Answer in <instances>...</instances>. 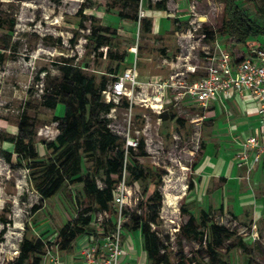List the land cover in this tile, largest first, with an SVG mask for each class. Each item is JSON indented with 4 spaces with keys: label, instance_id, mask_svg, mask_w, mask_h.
Wrapping results in <instances>:
<instances>
[{
    "label": "rangeland",
    "instance_id": "1",
    "mask_svg": "<svg viewBox=\"0 0 264 264\" xmlns=\"http://www.w3.org/2000/svg\"><path fill=\"white\" fill-rule=\"evenodd\" d=\"M156 1L0 0V264H10L17 258L26 232L28 237H41L46 242L43 264L49 261L47 248L59 251L62 257L64 248L57 245L59 229L74 222L79 214L99 211L84 181L66 182L56 195L46 199L37 190L36 181H41L44 164L58 157L46 143L55 140L60 132L59 121L54 116L64 115L68 95L63 93L61 102L53 108L45 102L44 93L60 85L64 76L62 67L65 64L80 66L100 88L103 79L108 85L111 83L117 63H121V71L129 67L126 63L129 55L137 50L140 80L168 78L174 70L164 65L162 59L165 56L175 59L180 54L174 19L181 15L188 18L184 28L192 22H202L205 30H215L217 40H223L225 0H166V11L152 8ZM82 6L86 15L84 25H80ZM240 7L249 18L264 23V0L240 3ZM148 19L153 25L146 28ZM12 21L13 29L10 28ZM155 22L161 25L157 30H154ZM94 29L106 38L99 49L94 43ZM212 41L211 38L201 41L194 53L202 58V44L212 45ZM231 43L228 41L229 45ZM259 45H262L261 40L256 37L247 42L248 49ZM240 48V44L232 43L231 49L237 58L242 52ZM192 61L197 62L195 58ZM198 70L196 78L203 75L200 67ZM103 100L107 102L104 95ZM127 101L126 97L122 98L100 118L119 136V142H124V147L129 135L145 141L144 150L140 147L130 150L129 162L150 173L144 180H135L131 171L125 170L118 184L125 187L123 208L140 209L146 216L149 214L146 205L156 200L151 198L154 191L162 194L159 218L152 225L165 244L160 256L165 254L172 264H178L180 254L196 258L192 264H264V167L257 165L239 172L240 177L227 186L223 195L225 207L213 206L209 224L199 227L204 236L185 235L182 227L190 213L197 215L198 224L201 219L199 207L193 206L187 188L195 176L194 164L205 142V122L198 119L202 107L195 101L176 104L172 95L166 98L161 112L140 104L130 109ZM22 116L29 118L26 126L34 132L33 143L39 155L22 164H13L2 152L10 150L14 159L18 156V149L10 139L18 135ZM115 151V148L103 151L97 147L92 153L82 152L81 176L93 172L97 185L105 186L106 161ZM161 173L162 180L158 182ZM34 204H39L41 209L33 214ZM116 208L113 203L111 212L115 217ZM212 223L229 231L225 233L223 245L216 247L219 252L216 262L211 260L207 249V242L213 236L209 228ZM129 226L126 220L122 243L127 254L120 257L119 264L133 261L134 264H158L146 258L144 238L139 237L137 246L135 233L130 232ZM134 245L137 250L132 251L131 261L129 251L136 248Z\"/></svg>",
    "mask_w": 264,
    "mask_h": 264
},
{
    "label": "trees",
    "instance_id": "2",
    "mask_svg": "<svg viewBox=\"0 0 264 264\" xmlns=\"http://www.w3.org/2000/svg\"><path fill=\"white\" fill-rule=\"evenodd\" d=\"M256 0H225V10L223 16L222 29L227 37H235L236 42L246 45L251 37H256L261 40L262 47H264V23H258L249 18L240 3L252 2ZM157 10H167L166 0H158L151 6ZM84 7L79 10L81 16L80 25H84ZM177 23V29H181L188 25V18L182 16L174 19ZM1 23V21H0ZM150 20H146V28H149ZM14 21L11 22L10 28L13 29ZM107 29V28H106ZM207 38H215L216 31L206 30ZM92 35H95V47H99L104 43L105 36L100 34L97 29H94ZM227 44V43H226ZM8 46V45H7ZM112 55V54H111ZM114 55V54H113ZM237 61L234 60V63ZM121 67V63H117L115 70L112 74H117V70ZM63 80L58 87L52 92L47 89L44 93L45 102L50 107L56 108L61 102L62 94L68 95L65 100L64 115L54 116V119L59 121L60 132L55 140L46 143V147L58 153L55 161L49 164H44V172L41 176V181L37 182L36 186L38 192L43 198H50L56 195L62 188L65 187L66 182L78 180L85 182L86 191L92 195L100 205L99 210L108 209L111 211L109 202L113 200V190L120 182L124 175V158L125 148L124 142H119V136L114 134L108 126L101 120L102 113H108L114 106L113 102H105L103 100L102 91L107 87L106 79H103L100 88L97 87L93 78L87 77L80 66L72 64H65L62 67ZM128 106V102H126ZM27 116H22L21 126L19 133L16 137L10 139L14 142L15 149H18V156L14 159L13 153L10 150H4L2 153L5 158L13 164H22L24 160L35 159L38 157V150L33 143V130L29 129L27 124ZM179 119V118H177ZM97 147L103 151L115 148V155L106 161V178L105 186L99 187L96 182V175L93 172H88L84 177L81 176V153H92ZM145 141L140 140V148L144 150ZM128 153V166L126 170H130L135 180L145 179L150 172L142 166L139 168L129 162ZM112 174H116L117 178H113ZM162 180V173L158 177V182ZM193 181L190 180L187 188V194L190 192ZM151 198L156 200L151 205H146L149 209V214H139L132 211L128 218L130 222V229L138 230L144 236V244L149 260L155 261L158 264H172L169 257L163 254L160 256L161 250L165 247L160 240L157 232L152 229V223L156 222L159 218V208L162 203V194L154 191ZM141 206L144 207L143 202ZM185 212L186 208L182 207ZM41 209L39 204H34L31 208L32 213H36ZM112 213V212H111ZM126 213V212H125ZM117 216L112 214V219L115 221ZM210 212H202L200 223L198 224V217L190 214L187 223L182 227V232L185 235L193 233L195 236H204V232L198 230L200 226L209 224ZM93 221V213L87 212L79 214L74 222H69L60 228L58 241L61 247L71 244L76 237L84 233L86 230L85 225ZM11 221H7L9 223ZM210 230L213 234L212 239L207 243V249L210 258L213 262L219 260V252L216 247H220L224 243L225 233L229 231L227 228L212 223ZM6 229V228H5ZM29 225L26 230L28 231ZM46 242L43 238H30L27 232L24 234L20 243V252L10 264H42V252L46 249ZM196 258H188L180 254L178 264H192Z\"/></svg>",
    "mask_w": 264,
    "mask_h": 264
},
{
    "label": "built area",
    "instance_id": "3",
    "mask_svg": "<svg viewBox=\"0 0 264 264\" xmlns=\"http://www.w3.org/2000/svg\"><path fill=\"white\" fill-rule=\"evenodd\" d=\"M176 35L181 46L180 54L175 59H162L164 65H169L174 70L168 78L158 81L149 78L140 80L136 59L123 72L113 74L111 83L103 89L102 95L107 102L114 104L126 97L130 109L134 104H140L161 112L170 95L176 104L190 99L205 105L210 100L231 97L234 92L249 94L258 101L260 123L255 132L242 142V150L236 156L240 166L253 168L259 165L264 161V47L251 46L248 53L234 58L231 47L224 46L216 39L212 45L202 44L200 49L203 57L199 58L194 50L201 41L208 40L202 22H192L186 28L177 29ZM134 52L137 55V50ZM192 58L197 62L192 61ZM234 60L237 62L234 63ZM199 67L203 75L194 78ZM139 147L138 138L131 135L126 138L124 170L128 166V153ZM119 184L113 192V203L118 206L116 220L112 219V213L108 209L93 213V223L98 227L99 239L96 242L87 240L85 232L82 234L84 237L79 240L82 264H119L124 251L123 225L132 212L127 207L123 208L126 203L125 187ZM135 211L142 214L140 209ZM47 256L49 264H64L57 251L47 248Z\"/></svg>",
    "mask_w": 264,
    "mask_h": 264
},
{
    "label": "crops",
    "instance_id": "4",
    "mask_svg": "<svg viewBox=\"0 0 264 264\" xmlns=\"http://www.w3.org/2000/svg\"><path fill=\"white\" fill-rule=\"evenodd\" d=\"M148 20L151 21L150 27H152V20ZM160 27V22L154 23V30H157ZM175 30H177V27H175ZM217 38L216 33L215 38L212 40L215 41ZM228 41L233 43L236 42V39L235 37H227L224 34L221 43L226 47H231L232 43L229 45ZM240 45L242 46V48H240L242 52L239 56L248 53L249 49L247 48V44ZM234 53L235 51L233 52L234 58H237ZM136 59L137 55L134 52H131L128 62H126L127 65L131 66ZM117 72V74L123 72L121 71V67L117 70ZM153 79L163 80L166 78L153 77ZM191 101L194 100L187 99L184 103ZM200 105L202 107V112L200 113L198 119L205 122V142L202 145L201 154L197 159V162L194 164L195 176L191 179L193 181V185L188 194L191 197L190 199L192 200L193 206L199 207L198 209L201 216L202 212H210L216 204H218L220 208H224L225 206L222 203V199L223 195L226 194L227 186L237 181L236 179L240 177L238 175L239 172H244V170L246 171L249 168L247 165L240 166L236 155L242 150V142L248 136L252 135L259 126L260 117L258 101L249 94L241 95L238 92H234L231 97L210 100L205 105L201 103ZM259 166V168H262V166L264 167V161L261 162ZM112 177L117 178V175L112 174ZM212 202H214V204ZM96 204L99 208L100 205H98L97 201ZM112 204L113 200L109 202L111 207ZM190 214L196 215L194 212ZM84 228L86 230L85 232H87L86 234L88 235L86 238L87 240L96 242L99 239L98 227L93 223V221H91L88 225H85ZM130 232L135 233L136 244L138 246V243H140L139 237H142V239L144 238L141 229H130ZM82 234L83 233L79 234L75 241H72L70 245L63 247L64 251L61 252V260L64 264L83 263V258L80 253L81 243L79 241L82 237H84ZM134 247L136 246L134 245ZM143 247V253H145L146 258L149 259L145 244H143ZM133 250L136 252L137 247L130 249L129 251L132 257L130 259L131 261H133L134 257L132 253ZM126 254L127 253L123 251L122 255L124 256ZM134 262L135 261H133L132 264H134Z\"/></svg>",
    "mask_w": 264,
    "mask_h": 264
}]
</instances>
